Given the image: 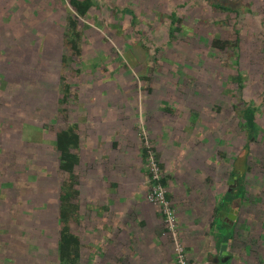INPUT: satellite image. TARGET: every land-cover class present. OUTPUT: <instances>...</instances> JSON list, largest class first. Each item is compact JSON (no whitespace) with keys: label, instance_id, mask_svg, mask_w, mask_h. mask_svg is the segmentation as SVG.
Listing matches in <instances>:
<instances>
[{"label":"rangeland","instance_id":"rangeland-1","mask_svg":"<svg viewBox=\"0 0 264 264\" xmlns=\"http://www.w3.org/2000/svg\"><path fill=\"white\" fill-rule=\"evenodd\" d=\"M98 1L97 12L83 19L86 33L82 55L77 61L81 69L78 100L81 104L76 106L79 103H74L73 98L70 100L68 114L64 116L68 123L81 119V127L88 126L95 131L110 128L105 133L100 132V136H139L140 140L141 136H182L178 146L184 150H187L185 139L192 136L189 140L198 143L203 151L202 145L207 146L204 185L211 188L219 175L216 173L219 168L214 169L217 155H220L222 168L226 169L245 144L243 136L230 131L234 129L233 122L238 124L235 117L239 116L245 98L261 107L257 115L262 140L259 153L264 152V103H260L264 92V0H221L236 4L232 16L238 22L233 21L236 29H240L243 58L232 50L229 53L211 51L209 39L222 35V30L227 33L235 29L233 26L222 29L223 24H227V16L219 23L212 21L209 9L200 0ZM176 2L182 4L177 10ZM0 4L2 21L9 24L0 25V51L5 56L7 51L13 54L11 59L2 56L0 77L3 79L7 74L12 79L16 75L19 93V101L13 107L15 122L10 135L49 144L52 129L65 122L55 114L58 109L56 100L62 88V32L67 25L66 7L69 3L67 0H0ZM115 5L129 9V22L128 16L119 14V17H113L107 10ZM173 10L182 20L176 23V31L169 37ZM25 25L35 27L42 40L35 41L29 29L25 30ZM10 28L7 35L6 29ZM5 36H10V40ZM237 75L243 78V97L233 85L232 78ZM1 84L0 81V87ZM232 92L237 96L232 97ZM234 105L236 108H232ZM164 107L172 109L171 116L164 113ZM150 123L151 130L147 125ZM202 140L204 144H201ZM141 145L144 147L142 141ZM17 149L20 157L23 156L22 149ZM46 155L45 160L54 161L55 156ZM46 165L48 168L44 172L51 174V168ZM243 166L244 157L240 156L232 173L241 174ZM259 179L257 184L261 189L264 175ZM235 183L234 176L233 185ZM52 198L49 199L51 203ZM236 211L247 231L248 226H258L255 230L251 228L250 234L243 229L244 233L247 232L245 240L248 243L241 246L242 264H264L263 221L257 214L250 217L246 206L241 214ZM176 213L180 222L177 210ZM50 234L51 231L43 240H30L40 248L43 254L39 258L46 264L49 258L52 264L55 257L56 237L52 238ZM180 234L186 245L188 261L195 264L191 256L194 248L189 249L187 238L183 236L185 230L181 228ZM199 240L201 245L207 241L203 237ZM99 246L97 244L92 251L97 257ZM235 251L238 254V250ZM98 259V263L102 262L100 257ZM93 262L91 258L89 264Z\"/></svg>","mask_w":264,"mask_h":264},{"label":"trees","instance_id":"trees-1","mask_svg":"<svg viewBox=\"0 0 264 264\" xmlns=\"http://www.w3.org/2000/svg\"><path fill=\"white\" fill-rule=\"evenodd\" d=\"M67 1L69 3V6L67 5L66 7L67 20L65 22H67V25L65 26V31L62 32L64 49L60 65L62 88L56 100L58 109L55 114V117L64 119L65 122L52 129L49 144L26 140L23 136L10 135L13 134L11 128L14 127L15 122L13 107L19 101L16 89L18 81L16 80V75H13L14 78L12 79L7 74H4L3 79L0 77V81L2 82V87H0V264H46L40 259L43 254L40 248L32 244L30 240H43V238H47L46 234L49 231L52 233L50 234L52 238L56 237L53 246L55 257L52 264H89L91 258L97 264L98 257L102 260L98 264H128L125 262L126 255L124 251L120 253L110 251L106 246L107 240L105 238L103 240L102 237L98 238V240L102 239L104 242L98 248V257L92 251L86 252L90 248L89 246L86 247L84 242L87 238H83L78 232L80 206L78 203L79 184L76 169L80 165L79 149L82 146V140L78 125L68 123L65 117L68 114L70 100L73 98L75 99L74 103H77L80 99L79 93L81 92V87L79 77L81 69L77 66V61H80L79 57L81 58L82 55L83 39L86 33V30L83 28L85 25L83 19L88 15L96 13L100 4L98 0ZM200 1L206 4L213 19L212 21L215 23L221 22L222 18H226V16L228 17L227 24H223L224 27L222 29L226 28V26H233L235 29L227 33L222 30V35L209 39L211 51L213 53H217L218 51L229 53L232 50L237 55H240L239 58H243L241 54L240 29H236L234 22L235 24H238V22L235 16H232L236 11L234 8L236 4L229 1L226 4L221 0ZM179 5L182 4H177L176 2V10ZM120 8V6L115 5L107 8V10L112 12L113 17L116 15L119 17V14L122 17L128 16L129 22L131 19V15L127 14L129 13V9ZM1 9L2 5L0 4V25L7 26L9 24L2 21L3 13L1 15ZM175 13L174 10L170 13L172 21L171 25H169V37L176 31V23L182 20L181 17H176ZM26 29H29L30 34H33L36 38L35 41L42 40V38L38 37L39 33L35 27L32 26L30 28V25H25ZM6 30L7 35L10 34L11 28ZM165 35H167L166 32ZM8 38L10 40V36ZM5 46L8 47L7 43ZM18 49L21 50V48ZM6 54L7 56L3 55V52L0 51L1 63L4 61L3 57L7 59L13 57V54L9 51ZM238 61L240 63L241 59ZM8 72L10 73L9 69ZM232 79L234 80L233 85L240 92L239 95L243 97L245 87L242 76L237 75ZM6 82L8 85H5ZM231 82L230 80V86L232 85ZM148 89L150 90L151 88L149 87ZM263 94L264 92L260 96L261 104L264 103ZM233 96L235 97L237 94L232 92ZM232 108H236V106L234 105ZM260 109V105L258 106L256 102L244 98L243 108L240 109L239 116L235 117L234 112L231 113V118L233 120L234 117L237 118L238 124L233 122L232 126L234 129H230V131L237 133L238 136H243L245 144L242 146L240 153L234 155L236 157H234L233 161H229L231 163L227 167L231 169L228 170L227 174H223V176H230L232 174L240 156L244 157V166L238 186L232 189L227 188L221 197L220 203L214 208L216 219L213 223L216 226V230L219 231L216 243L218 246L223 243L227 244L231 253L220 256L218 262L215 264H236L237 262H239L238 264H242L240 260L241 246L244 243H248L245 238H247V232L253 228L248 226L247 231V226L241 222V216H238L233 225L226 222L224 220L225 215L231 209H236L241 214L243 208L246 206V212L249 216L253 217L254 214H257L264 225V186L260 189L257 184L260 180L259 178L264 175V152L259 153L262 140L259 138L257 115ZM164 113L169 115L172 113V109L164 107ZM231 118L229 117L230 121ZM147 125L148 129L151 130V127H149L151 123ZM141 141L144 146L142 151L146 163L148 162L150 148L154 151V155L161 168V182L166 186V180L162 172L163 167L159 161L158 152L151 142V138H148L150 148L145 143L144 138L141 137ZM19 147L23 152L21 153L23 155L21 157L17 152V148ZM45 155L50 157L55 156L54 161L45 160ZM28 156H32V158ZM223 158L225 157L223 156ZM44 163L48 164L51 168V174L44 172L48 168ZM150 179H152V174L148 169V180ZM51 198L53 199V203L49 201ZM255 227L253 228L254 230L258 226ZM243 229L247 232L244 233ZM164 231H166V228ZM181 239L183 241L182 237ZM35 248L36 251H34ZM235 250H238V254ZM128 258L129 254L127 260ZM175 258L177 262L176 254ZM49 259L48 264H51ZM188 264H190L189 261Z\"/></svg>","mask_w":264,"mask_h":264},{"label":"crops","instance_id":"crops-1","mask_svg":"<svg viewBox=\"0 0 264 264\" xmlns=\"http://www.w3.org/2000/svg\"><path fill=\"white\" fill-rule=\"evenodd\" d=\"M78 103L76 106L81 104ZM80 122L81 119L70 124L78 125L82 140L80 165L76 169L80 206L78 232L87 238L84 242L90 248L86 252L93 251L97 244L101 246L104 242L98 238L102 237L107 240L110 251H124L128 264H177L173 244L164 234L161 209L147 200L148 169L140 138L100 136V132L105 133L110 128L95 131V128L81 127ZM191 137L185 139L187 150H184L178 146L182 136H150L163 167L169 198L178 211L179 228L182 226L186 232L183 236L187 238L189 249L194 248L191 251L194 263L215 264L220 256L231 253L227 244L218 246L216 243L219 231L213 223L214 208L227 188L238 186L241 174L223 176L228 173V167L222 168L220 155H217V164L211 165L215 171L219 168L218 180L211 188L205 186L207 146L202 145L203 151L198 143L189 140ZM229 212L224 220L233 225L238 217L234 221L228 216ZM201 237L207 240L203 245ZM223 245L227 246L224 250Z\"/></svg>","mask_w":264,"mask_h":264},{"label":"built area","instance_id":"built-area-1","mask_svg":"<svg viewBox=\"0 0 264 264\" xmlns=\"http://www.w3.org/2000/svg\"><path fill=\"white\" fill-rule=\"evenodd\" d=\"M141 137L145 139V143L148 145L149 141L147 136ZM149 146L150 145H148V147ZM147 167L152 174V179L148 180L149 190L147 194V200L151 204L156 205L161 209L166 226V231H164V234L167 235L174 244L177 263L188 264L186 245L181 239L177 213L174 206L172 205V202L168 198L167 187L161 182V168L158 164V160L154 155V151L151 148L149 150Z\"/></svg>","mask_w":264,"mask_h":264},{"label":"water","instance_id":"water-1","mask_svg":"<svg viewBox=\"0 0 264 264\" xmlns=\"http://www.w3.org/2000/svg\"><path fill=\"white\" fill-rule=\"evenodd\" d=\"M236 213H237V211L235 209H231L228 216L230 218H232V219H235L236 218ZM226 247H227L226 245H223L222 249L224 250V249H226Z\"/></svg>","mask_w":264,"mask_h":264},{"label":"flooded vegetation","instance_id":"flooded-vegetation-1","mask_svg":"<svg viewBox=\"0 0 264 264\" xmlns=\"http://www.w3.org/2000/svg\"><path fill=\"white\" fill-rule=\"evenodd\" d=\"M230 181H231V183H232V179H231Z\"/></svg>","mask_w":264,"mask_h":264}]
</instances>
